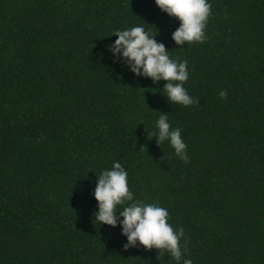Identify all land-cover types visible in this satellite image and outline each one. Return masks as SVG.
Listing matches in <instances>:
<instances>
[{"label": "trees", "instance_id": "16d2710c", "mask_svg": "<svg viewBox=\"0 0 264 264\" xmlns=\"http://www.w3.org/2000/svg\"><path fill=\"white\" fill-rule=\"evenodd\" d=\"M210 3L206 39L181 47L155 0H0V264H176L93 218L113 161L183 227L193 264H264V0ZM134 25L187 60L199 103L113 61L112 31ZM161 111L187 163L148 135Z\"/></svg>", "mask_w": 264, "mask_h": 264}, {"label": "clouds", "instance_id": "9594fccd", "mask_svg": "<svg viewBox=\"0 0 264 264\" xmlns=\"http://www.w3.org/2000/svg\"><path fill=\"white\" fill-rule=\"evenodd\" d=\"M155 4L179 21L171 33L176 45L204 42V29L211 14L210 0H155ZM156 33L151 34L144 25L114 29L112 34L117 38L107 46L113 61L122 62L137 77L150 78L153 83L165 81L162 94L171 103L183 106L199 103L184 87L189 77L187 60L172 58L165 44L155 39ZM226 94V90L219 92L221 98ZM155 128L156 132L148 135L156 137L159 145L167 140L175 155L187 163L189 156L182 129L171 126L167 112L158 116ZM92 195L97 201L93 218L99 225L119 226L126 237L124 249L138 245L146 250L155 248L160 254L167 253L176 264H193L185 258L187 248L181 244L183 227L173 228L168 222L167 208L158 202H145L135 196L129 188L128 172L120 161H113L110 168L96 175Z\"/></svg>", "mask_w": 264, "mask_h": 264}]
</instances>
